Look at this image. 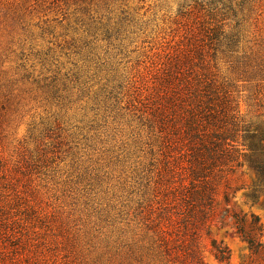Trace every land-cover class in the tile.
Listing matches in <instances>:
<instances>
[{"label":"rangeland","instance_id":"obj_1","mask_svg":"<svg viewBox=\"0 0 264 264\" xmlns=\"http://www.w3.org/2000/svg\"><path fill=\"white\" fill-rule=\"evenodd\" d=\"M246 126L264 0H0V264H264Z\"/></svg>","mask_w":264,"mask_h":264},{"label":"trees","instance_id":"obj_2","mask_svg":"<svg viewBox=\"0 0 264 264\" xmlns=\"http://www.w3.org/2000/svg\"><path fill=\"white\" fill-rule=\"evenodd\" d=\"M250 128L251 126H246L244 129L245 132L241 137L243 147L247 148L249 152L242 153V157L248 162L249 168L255 172L258 181L264 185V129L256 127L255 131H252ZM212 137L215 139L211 142L213 148L205 149L208 157H204L201 162L204 163L208 158L214 159L213 157H210L211 155L226 158L229 159V161H235L237 158L235 153L238 152L233 144L236 142L235 138H237L236 131L233 129L221 132L218 131L217 128L212 133ZM215 148H217L218 152L215 151ZM237 165L239 166L240 163H237ZM200 173H202V169L198 168L196 174ZM248 242L250 245H253L252 241L248 240Z\"/></svg>","mask_w":264,"mask_h":264}]
</instances>
